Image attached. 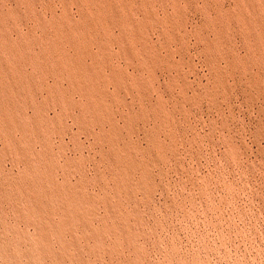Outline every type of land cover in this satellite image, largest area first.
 Returning a JSON list of instances; mask_svg holds the SVG:
<instances>
[{"label":"rangeland","instance_id":"374dc122","mask_svg":"<svg viewBox=\"0 0 264 264\" xmlns=\"http://www.w3.org/2000/svg\"><path fill=\"white\" fill-rule=\"evenodd\" d=\"M0 264H264V0H0Z\"/></svg>","mask_w":264,"mask_h":264}]
</instances>
